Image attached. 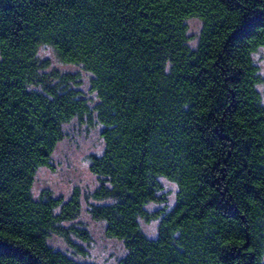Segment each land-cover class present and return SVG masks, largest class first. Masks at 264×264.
Masks as SVG:
<instances>
[{
    "label": "trees",
    "instance_id": "obj_1",
    "mask_svg": "<svg viewBox=\"0 0 264 264\" xmlns=\"http://www.w3.org/2000/svg\"><path fill=\"white\" fill-rule=\"evenodd\" d=\"M42 46L89 75L90 96ZM260 48L264 0H0V264H94L49 244L85 253L78 189L33 194L73 120L100 128L87 212L122 243L119 264H264Z\"/></svg>",
    "mask_w": 264,
    "mask_h": 264
},
{
    "label": "rangeland",
    "instance_id": "obj_2",
    "mask_svg": "<svg viewBox=\"0 0 264 264\" xmlns=\"http://www.w3.org/2000/svg\"><path fill=\"white\" fill-rule=\"evenodd\" d=\"M189 34L191 36V45L197 42L201 23L198 19H192L188 22ZM41 59H49L50 69L56 70L60 74L71 73L78 74L81 80L79 89L90 96L88 87L89 75L79 66L60 63L49 47L42 46L38 52ZM254 62L264 76V48H260L253 56ZM260 92L264 99V88L260 87ZM65 137L57 145L52 156V169L48 167L40 168L36 174L33 185L34 196H39L42 191L48 190L54 196L69 198L74 189H78L82 196V211L75 220V225L84 228L90 241H83L73 238L75 243L84 249V254L76 253L66 242L59 237H52L49 244L57 250L67 253L76 261L81 263L94 264H119L126 251L121 242L106 237L105 224L101 221L93 220L87 212L86 196L91 194L98 187V179L89 169L90 156L100 154L103 144L100 139V128L98 126H88L86 123L73 120L64 128ZM164 190L166 193V207L170 208L174 201V184L164 181ZM159 208H165L162 204H150L147 209L152 212ZM143 231L154 236L157 229V221L148 223L142 222Z\"/></svg>",
    "mask_w": 264,
    "mask_h": 264
}]
</instances>
